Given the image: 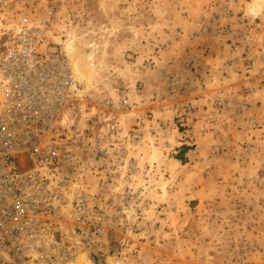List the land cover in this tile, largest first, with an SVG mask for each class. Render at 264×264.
I'll return each mask as SVG.
<instances>
[{
	"label": "rangeland",
	"instance_id": "rangeland-1",
	"mask_svg": "<svg viewBox=\"0 0 264 264\" xmlns=\"http://www.w3.org/2000/svg\"><path fill=\"white\" fill-rule=\"evenodd\" d=\"M62 1L75 111L124 90L144 127L141 208L69 264H264V0Z\"/></svg>",
	"mask_w": 264,
	"mask_h": 264
},
{
	"label": "built area",
	"instance_id": "built-area-1",
	"mask_svg": "<svg viewBox=\"0 0 264 264\" xmlns=\"http://www.w3.org/2000/svg\"><path fill=\"white\" fill-rule=\"evenodd\" d=\"M62 6L0 0V264H69L101 251L113 224L141 208L130 153L143 118H127L135 103L124 90L75 111L80 81L57 26Z\"/></svg>",
	"mask_w": 264,
	"mask_h": 264
},
{
	"label": "bare ground",
	"instance_id": "bare-ground-1",
	"mask_svg": "<svg viewBox=\"0 0 264 264\" xmlns=\"http://www.w3.org/2000/svg\"><path fill=\"white\" fill-rule=\"evenodd\" d=\"M69 55H70V53H69ZM73 55H74L75 64L78 67V70H77L78 71V75H80L81 78H85V76H87L90 73V71H91L90 67L87 68L86 64L84 65L83 61H81V60L79 61L78 60L79 59V57H77L78 56V51L77 52L73 51ZM70 57H71V55H70ZM72 61H73V59H72Z\"/></svg>",
	"mask_w": 264,
	"mask_h": 264
},
{
	"label": "crops",
	"instance_id": "crops-1",
	"mask_svg": "<svg viewBox=\"0 0 264 264\" xmlns=\"http://www.w3.org/2000/svg\"><path fill=\"white\" fill-rule=\"evenodd\" d=\"M185 150V149H184Z\"/></svg>",
	"mask_w": 264,
	"mask_h": 264
}]
</instances>
